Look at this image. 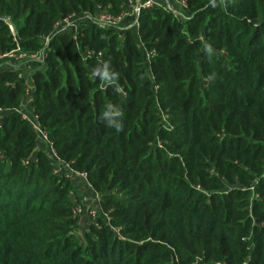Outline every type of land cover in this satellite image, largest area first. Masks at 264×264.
Returning <instances> with one entry per match:
<instances>
[{"label": "trees", "instance_id": "obj_1", "mask_svg": "<svg viewBox=\"0 0 264 264\" xmlns=\"http://www.w3.org/2000/svg\"><path fill=\"white\" fill-rule=\"evenodd\" d=\"M126 3L0 0V54L44 50L30 107L47 136L37 148L26 83L0 71V264H264V0L54 29ZM56 163L98 196L81 239Z\"/></svg>", "mask_w": 264, "mask_h": 264}, {"label": "built area", "instance_id": "obj_2", "mask_svg": "<svg viewBox=\"0 0 264 264\" xmlns=\"http://www.w3.org/2000/svg\"><path fill=\"white\" fill-rule=\"evenodd\" d=\"M129 4H130V8L128 10H124L122 13L118 14V15H113L111 13H109L105 8H101L98 7V9L96 10L97 12V16H91V12H83L80 14H71L68 15L66 17H63L62 19H59L55 25H54V29L57 30H61L63 32H67V33H73L71 32L72 29H75L78 25V23H81L82 25L88 22H94L93 20L95 19L97 21L94 22L95 24H97L98 26L102 27V28H116L122 21L123 17L125 15H134L135 17H138L140 12L146 8L152 7L153 6V0H128ZM183 6H184V0H181ZM170 9V8H169ZM83 20V21H82ZM6 22L9 25L10 31L12 32V34H15L14 31V27L13 25L6 20ZM80 25V28L81 26ZM73 38H76L73 35ZM49 40V36L46 35L44 37V44L45 46H47ZM44 50L41 49L37 52L31 53V54H26L24 52L21 51L20 47L17 45L13 50L0 54V59H7V58H12L11 64L7 65L8 68H10L9 70H16L18 71V76L22 77V73L21 70L23 68H25L26 66H28L32 71L34 70V66L35 64H38L37 67H40L43 65L44 62ZM29 58V59H28ZM27 60L25 63L23 62L22 65H18L17 61H24ZM32 63V64H31ZM31 89L26 88V92H25V99L22 103V116L25 117L30 124L32 125V127L34 128V130L38 133V137H40L41 140H43L44 142H47V136L46 133L43 131V129L40 127V125L37 122V117L36 115H34L33 113L31 114L32 110L30 107V95ZM26 107H28L27 110ZM1 108V107H0ZM50 153L52 155H54L53 150L50 149ZM69 172H73L76 175H80L83 176L84 178L86 177V175L82 172H75L73 170L68 169ZM96 198L98 201V196L96 194ZM96 201V204H98V202ZM97 208H94L93 211L90 212V214L93 216V218L96 215V211ZM215 264H219V263H215Z\"/></svg>", "mask_w": 264, "mask_h": 264}, {"label": "rangeland", "instance_id": "obj_3", "mask_svg": "<svg viewBox=\"0 0 264 264\" xmlns=\"http://www.w3.org/2000/svg\"><path fill=\"white\" fill-rule=\"evenodd\" d=\"M129 6H130V4L127 0V3H126L127 8L125 10H128L130 8ZM154 6H159L162 8H170L177 15L182 16L181 8L183 7V4H182L181 0H153V6L152 7H154ZM91 13H92L91 16H94V17L97 16L96 11L91 12ZM137 19H138V17H135L134 15H125L123 17L121 23L116 28H117V30L118 29L119 30L120 29H129L135 33L136 26H137ZM93 21L97 23V21L95 19ZM94 22H92V23H94ZM88 23H90V22H88ZM76 25H78V26L75 29L71 30V32H73L71 34L74 35L75 37L80 33V25H82V24L78 23ZM116 28H114V29H116ZM119 37L121 39L122 35H119ZM2 60L0 59V63ZM4 61L8 62V63H4L5 64L4 69L9 70L10 68H8L7 65L11 64L12 58H7ZM26 61L27 60H24L21 62L17 61V64L22 65L23 62L25 63ZM26 78H28V77L25 75H23L21 77V79L25 83L27 81ZM29 98H30V95H29ZM7 112H8L7 110L0 108V124H1V121L3 119V116ZM39 139H40V137H39ZM39 146L44 148L45 143L40 142ZM32 157H34L33 154H32ZM61 168L62 167H60V164L56 163L54 165L53 169H54L55 173H61V174L64 173V177L70 181L69 182L70 186H69L68 196L70 197V199L73 202V211L79 218L78 227L75 229V233L81 239L83 231L88 228L90 223L94 222V218L90 214V212L93 211L94 208L98 207V204H96V201H97L96 193L92 189V187L89 184V182L87 181L86 177L84 178L83 176L76 175L73 172L70 173L69 171H66V170L63 171Z\"/></svg>", "mask_w": 264, "mask_h": 264}, {"label": "crops", "instance_id": "obj_4", "mask_svg": "<svg viewBox=\"0 0 264 264\" xmlns=\"http://www.w3.org/2000/svg\"><path fill=\"white\" fill-rule=\"evenodd\" d=\"M2 60V59H1ZM4 63H8V62H6V61H4V59L1 61V63H0V71H2V70H7V69H4L5 68V64ZM9 65V64H8ZM21 73H22V75H25V76H27L28 78H26V88L28 87L29 89H31V75H32V70L28 67V66H26L25 68H23L22 70H21ZM28 109V107H26V109L25 110H27ZM40 142H44V141H42L41 139H37V148H42L41 146H39V143Z\"/></svg>", "mask_w": 264, "mask_h": 264}, {"label": "clouds", "instance_id": "obj_5", "mask_svg": "<svg viewBox=\"0 0 264 264\" xmlns=\"http://www.w3.org/2000/svg\"><path fill=\"white\" fill-rule=\"evenodd\" d=\"M106 75V74H105ZM118 128V127H117Z\"/></svg>", "mask_w": 264, "mask_h": 264}]
</instances>
